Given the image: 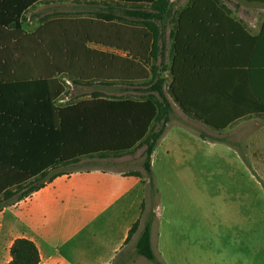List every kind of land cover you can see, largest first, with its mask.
I'll list each match as a JSON object with an SVG mask.
<instances>
[{
    "label": "crops",
    "instance_id": "0c3cea01",
    "mask_svg": "<svg viewBox=\"0 0 264 264\" xmlns=\"http://www.w3.org/2000/svg\"><path fill=\"white\" fill-rule=\"evenodd\" d=\"M124 2L0 0V65L3 66L4 76L8 81L16 80L18 84L27 80L30 96L31 76L48 79L59 92L54 101L57 108L76 106L92 100L94 93L115 91L111 89L114 82L110 79L99 81L97 78L129 76L132 74L131 62L139 64L133 73L151 76L156 58H148L144 54L135 55L130 50L132 36L121 37L125 31L132 34L133 29V8ZM253 2L261 4L264 13V4ZM144 9L148 10L149 7ZM262 17L263 20L259 22L253 18L250 26L244 24L246 30L243 31L247 35L242 36V41L245 39L249 42V39L252 41L260 35L264 25V15ZM226 25L200 24L194 20L187 22L186 32L181 37L187 43V54L180 57L175 48L180 35V23L175 25L168 19L157 23V26L165 29L167 36L172 33V37H169L175 49L163 73L168 72L172 78L181 75L187 79L182 86L169 85L174 94L171 93L173 100H168V104L171 116L177 123L166 125L151 153L152 174L154 167L163 172H192L198 164L195 159L197 151L206 146L212 148L216 144L206 137H197L189 125L202 126L210 131L215 122H227L228 116L231 119L236 115L237 89L226 92L231 106L224 111L212 112L207 104L209 98L205 96L207 94L210 98L214 96L218 101L223 100L219 87L232 79L236 85L233 77L235 69H228L221 64L212 67V59L248 61L250 57H246L243 51H237V42H234L233 51L228 56L222 48V54L210 52L207 42L213 37L218 44L224 39L235 38ZM170 26L174 27L172 32ZM206 39L209 40L204 42ZM42 45L49 46L51 52L41 50ZM117 45H128L129 49H118ZM159 55L157 58L161 61ZM211 76L215 79L211 80ZM212 84L216 96L210 90ZM84 93L90 95L78 98ZM175 96L180 103L174 99ZM0 105V117H3L5 106L1 100ZM11 106L14 107V104ZM254 115L264 117V114ZM235 121L237 119L230 121L229 125ZM153 124L145 137L126 153L132 154L137 149L138 154L134 157L140 159L142 147H139ZM256 138L264 141V128L255 133L254 140ZM226 148L225 156L234 153L238 156L232 148ZM202 153L206 156L205 151ZM207 156L212 157V154L208 152ZM84 158L88 157L81 159ZM204 163L200 165L206 166L207 161ZM58 173L61 174L44 187L12 205V229L5 230L2 218L7 214V207L0 211V235L3 240H7L12 233L8 257L3 260L0 252V264H7L11 260L10 247L16 238H26L35 244L40 255L39 264H113L125 249L132 227L141 221L145 211V179L124 170L99 167ZM162 263L167 264L164 261Z\"/></svg>",
    "mask_w": 264,
    "mask_h": 264
},
{
    "label": "rangeland",
    "instance_id": "374dc122",
    "mask_svg": "<svg viewBox=\"0 0 264 264\" xmlns=\"http://www.w3.org/2000/svg\"><path fill=\"white\" fill-rule=\"evenodd\" d=\"M117 1H125L124 3L132 5L133 12L143 10L141 12L151 14L154 20L155 17L158 20L164 17L162 21H159L163 22L168 19L175 25L180 23V35L175 46L180 57L187 54V43L181 37L186 32L185 25L191 20L199 21L200 24L216 23L218 26L227 23L225 27H228V31L235 38L224 39L218 44L213 37L207 42L210 45V52H221L222 54L223 51L228 56L233 51L234 42H237V51L245 52L247 57L249 54L248 41L245 39L242 41V36L247 35V32L245 33V30L243 31L241 25L235 20L250 26L254 21L253 18L259 22L263 20L264 15L261 11V4L242 0H217L219 4L230 10L235 20L226 18L212 0H166L167 14L157 13L152 7V10H145L146 6L150 7V0ZM132 18L133 27L141 26L144 22V18L139 16L132 15ZM173 29L174 27H169L171 32ZM161 34L157 49L161 61H158L159 58L156 57L152 66L154 72H151V76L131 83L116 81L114 87L111 88L115 91L100 92L101 95L111 99L124 97L142 101L150 98L160 105V115L154 121L146 140L139 147H142L140 159H135L134 156L138 154L135 149L133 155L128 152L105 153L80 159L76 163L55 166L44 176H37L16 190L15 197L23 196L58 172L99 167L120 169L126 173L145 177L144 164L147 147L158 132L165 131L167 124L177 123L171 116V111L167 113L166 108H162L163 101L173 100L169 85L182 86L187 79L181 75H175L172 78L168 72L163 73L167 67V61L171 62L170 55H174L175 49L169 37L170 34L167 36L164 28H161ZM132 35L125 31L121 37L128 38ZM207 40L209 39L204 42ZM246 61L247 59L242 61L241 59L222 58L217 61L212 59L210 62L212 67L221 64L228 69H235L233 77L236 81V85L232 79L219 87L222 90L220 93H222L223 100L218 101L214 96L210 98V95H205L209 98L207 104L211 107V111H224L225 108L231 106L226 92L238 90V95L234 96L236 98L235 117L230 116L233 118L229 119L228 116L227 122H215L213 125L223 127L230 121L235 119L237 121L224 129L212 127L210 131L202 126L189 125L197 137H206L216 145L212 148L206 146L197 151L195 159L198 164L190 173L163 172L154 167L153 183L145 185L146 201L143 217L131 234L125 249L119 253L113 264H159L163 261L167 264H264V141H259L257 138L254 140L255 133L257 134L259 129L264 128V117L258 118L254 115L255 101L245 80ZM213 78L215 79L214 76L210 77L211 80ZM210 90L215 95L213 84L210 85ZM160 93L163 94L160 95ZM89 95L84 93L78 98H85ZM3 101L6 106L8 101L6 93ZM6 120L12 121V118L7 117ZM27 138L24 129L11 133V130L9 131L6 127L4 133L0 134V187L10 182L16 174L6 172L9 166L13 168L17 162L12 151L20 156L18 160L31 156L32 150L27 145H23ZM13 141H18V145L13 146ZM227 146L232 148L238 156L235 153L225 156ZM204 151L206 156L202 153ZM26 152L28 155L25 154ZM208 152L212 154V157L207 156ZM205 161L207 165L201 166L200 164H205ZM15 189V187L11 188V190ZM2 197L1 195L0 200ZM14 200L6 202L10 205L7 206V214L2 217L5 230L12 229L11 210L14 207L12 205L15 204ZM152 210L155 213V222L151 228L150 242L157 257L155 261H149L135 252V245L143 232L147 215ZM11 239L12 233L7 240H3L0 235V252L3 260L8 257V246Z\"/></svg>",
    "mask_w": 264,
    "mask_h": 264
},
{
    "label": "trees",
    "instance_id": "16d2710c",
    "mask_svg": "<svg viewBox=\"0 0 264 264\" xmlns=\"http://www.w3.org/2000/svg\"><path fill=\"white\" fill-rule=\"evenodd\" d=\"M212 1L226 18L229 17L235 20V18H232L230 10L219 4L217 0ZM242 1L248 3L260 1L264 4V0ZM149 2V9L152 7L155 8L157 13L167 14L168 7L166 8V6L168 5L166 0H150ZM133 15L144 18V22L141 26L133 27L130 50L135 55L144 54L148 58L155 59L158 56V40L162 36L161 28L157 26V23L159 20L162 21L164 17L159 20L155 17L154 20L151 14L141 11L133 12ZM235 21L241 25V29H245L242 22ZM170 35L172 37V33ZM249 42L247 51L249 49L248 55L250 57L246 62L245 80L255 101L254 114H264V25L260 35L252 41L249 39ZM117 48L129 49L128 45L125 47L117 45ZM45 49L51 52L49 46L42 45L41 50ZM130 67L132 74L129 76L118 75L111 78L101 77L97 79L99 81L110 79L112 82L124 81L131 83L149 77L148 75H140L138 72L133 73L134 68H139V64L131 62ZM151 72H154V70ZM24 82L18 84L16 80L8 81L3 74V66L0 65V100L3 101L5 93L8 99V107L5 106L4 116L0 117L2 118L0 121V134L4 133L6 127L9 128V131L11 130V133H15L17 130L23 131L24 129V133L28 138L24 140L23 145H27L32 150L31 156L29 155L21 160H18L20 156L12 151L17 162L15 167L11 168L9 166L6 172H15L16 174L10 182H6L0 187V196H3L0 200V211L9 206L10 204L7 205V203L13 201V199L18 202L28 197L31 193L44 187L55 176L60 175L61 173L53 174L38 187L21 197H15L16 190L22 188L23 185L37 176H44L48 170L55 166L76 163L83 157L105 153L119 154L128 151L145 137L151 123L160 115V105L150 98L142 101L124 97L105 99L103 95L98 93L92 94V100L84 101L76 106L57 108L54 106V101L59 92L52 87L48 79L43 76H31V96L28 93L30 85L27 80H24ZM170 93L174 94L172 89H170ZM162 94L160 93V95ZM174 99L180 103L177 96ZM166 101H163L162 108L165 107L168 113L171 109ZM11 104H14V107H10ZM7 117H11L12 121L6 120ZM228 125L223 127L212 125V127L224 129ZM163 132H158L146 149L145 185H152L153 183L150 156ZM18 141H13V146H17ZM13 187L16 189L11 190ZM144 208L145 206H143V210ZM154 222L155 213L152 210L147 215L143 232L135 245V252L149 261L157 259L150 242V232ZM137 225L135 224L132 227L129 238ZM10 257L11 260L7 264H39L40 261L37 247L26 238L13 240L10 247ZM159 264L162 263L159 262Z\"/></svg>",
    "mask_w": 264,
    "mask_h": 264
}]
</instances>
